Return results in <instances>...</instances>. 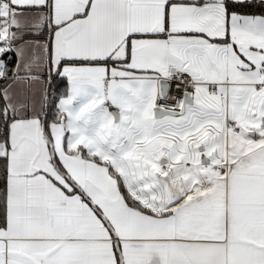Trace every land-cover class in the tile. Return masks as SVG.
Returning <instances> with one entry per match:
<instances>
[{
    "label": "snow or ice",
    "instance_id": "6c2138e0",
    "mask_svg": "<svg viewBox=\"0 0 264 264\" xmlns=\"http://www.w3.org/2000/svg\"><path fill=\"white\" fill-rule=\"evenodd\" d=\"M0 264H264V0H0Z\"/></svg>",
    "mask_w": 264,
    "mask_h": 264
},
{
    "label": "built area",
    "instance_id": "2783aa9c",
    "mask_svg": "<svg viewBox=\"0 0 264 264\" xmlns=\"http://www.w3.org/2000/svg\"><path fill=\"white\" fill-rule=\"evenodd\" d=\"M174 95H177L178 93H176L175 91H174V93H173Z\"/></svg>",
    "mask_w": 264,
    "mask_h": 264
}]
</instances>
